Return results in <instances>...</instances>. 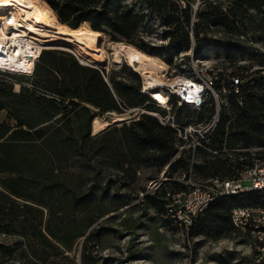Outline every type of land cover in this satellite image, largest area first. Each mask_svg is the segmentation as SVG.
Masks as SVG:
<instances>
[{"label":"trees","instance_id":"16d2710c","mask_svg":"<svg viewBox=\"0 0 264 264\" xmlns=\"http://www.w3.org/2000/svg\"><path fill=\"white\" fill-rule=\"evenodd\" d=\"M41 1L70 29L86 24L111 41L131 45L147 16L155 13L167 28L163 37L169 46L186 48L189 43L184 30L188 9L179 10L168 0ZM248 10H264V0H233L228 14L208 6L198 15L194 33L196 37L199 33H236V19ZM208 40L226 51L232 49L221 38ZM134 47L147 55L159 49L140 38ZM165 55L170 63L172 54L166 51ZM15 83L20 85L17 91ZM140 91L141 79L129 67L105 73L57 50L39 51L30 76L0 71V112L6 118L0 121V233L19 237L11 245L0 244V259H12L13 264H76L70 253L83 238L82 264H98L86 243L100 244L109 233L100 223L105 217L125 208L129 217L140 205L165 215V191L183 186L162 182L148 191L140 185L139 176L146 167L161 172L169 163L174 131L146 113L111 124L97 134L91 130L99 115L140 107L157 110ZM230 104L232 109L220 116L216 147L225 143L226 148H236L240 143L239 148H264V76L243 84L240 100L232 97ZM178 113L180 122L194 116L187 108ZM186 166L185 159H178L166 178ZM241 203L264 206V194L215 200L184 230L186 238L248 236L236 230L230 219L231 210ZM120 222L130 229V219Z\"/></svg>","mask_w":264,"mask_h":264},{"label":"built area","instance_id":"2783aa9c","mask_svg":"<svg viewBox=\"0 0 264 264\" xmlns=\"http://www.w3.org/2000/svg\"><path fill=\"white\" fill-rule=\"evenodd\" d=\"M168 1L176 4L179 10L188 9L189 12L188 25H184L188 46L168 47L172 54L171 62L186 63L190 65V70L172 76L170 80L176 81L175 86L167 83L147 87L144 86L142 75L131 68L141 79L140 92L148 97L150 102L147 104L157 109L152 112L146 111L144 107L134 110L137 115L146 113L155 117L161 125L169 126L174 131V153L161 175L165 181H153L150 184L153 190L162 182H176L183 186L180 190H166L163 200L165 216L182 230H187L215 200L245 193L264 194V159L249 161L248 151L239 148L240 143L236 148H226L225 143L221 148L216 147L215 134L220 116L232 109V97L240 100L243 83L230 73L200 72L195 65L210 52L218 50L216 45L209 42L208 38L212 37L209 34L199 33L196 37L194 27L198 15L205 6L218 7L220 13L228 14L233 0ZM37 57L32 58L34 62ZM0 71L19 74L4 69ZM156 91L165 96V103H160L156 98L153 94ZM182 108L192 111L194 116L180 122L178 111ZM178 159L186 160V169H177L171 178H166L169 167ZM208 172L209 176H202ZM230 219L236 230L254 239L258 251H264V206L241 203L231 210Z\"/></svg>","mask_w":264,"mask_h":264},{"label":"rangeland","instance_id":"374dc122","mask_svg":"<svg viewBox=\"0 0 264 264\" xmlns=\"http://www.w3.org/2000/svg\"><path fill=\"white\" fill-rule=\"evenodd\" d=\"M135 6L144 8L142 3H135ZM206 7L208 6H205L204 10ZM51 14L59 23L55 14L53 12ZM236 21L238 27L236 33H208L210 36H214V39L221 38L225 43L231 45L232 49L226 51L217 46L218 50L210 52L206 58L200 59L195 65L200 72L230 73L241 79L242 83L245 84L252 78L264 76V10H248L242 18H237ZM60 25L63 28H68L66 25ZM79 28L89 27L83 24ZM163 31L164 27L160 18L155 13L149 14L145 23L138 29V38L134 39L133 44L138 45L140 38L151 46L159 48L152 51L153 54L149 56L158 58L167 65L166 78L170 80L172 76L189 72L190 65L183 62L175 64L166 61L165 53L169 51V47L168 40L163 37ZM114 43L134 47V45L125 41H111L108 35L101 33L100 46L107 57L104 65L82 61L77 54L75 55V51L67 46H49L42 50H57L69 53L86 65L104 69L105 73L112 69H119L122 66L131 68L124 60L118 65L113 62L111 49ZM145 54L147 55V53ZM19 87L20 85L15 83L14 90L17 91ZM183 115L181 114V117ZM136 117V110H128L123 114L106 113L97 116L96 119L110 125L112 123L129 122ZM0 121H6L3 112H0ZM102 130L92 131V134H97ZM246 149L250 157L249 161L264 157V148L251 145ZM163 171L164 169L158 172L155 167L144 168L139 176L140 185L148 191H153L150 183L165 181L161 176ZM142 195L144 193L140 194L139 197L141 198ZM138 200H134L133 203H137ZM127 210L128 208L121 209L117 213L105 217L100 222L102 226L110 229L100 244L86 243L87 252L96 257L98 264H264V251L256 249L252 237L236 233L233 237L219 240L206 236L188 239L184 230L170 221L163 212L157 213L140 205L128 217ZM121 219H130V229L127 230L122 226ZM18 238L14 235L0 233V244L11 245ZM83 247L84 239H78L70 253L76 264H82ZM2 261H4V264L14 263L12 259H0V264Z\"/></svg>","mask_w":264,"mask_h":264},{"label":"bare ground","instance_id":"6f19581e","mask_svg":"<svg viewBox=\"0 0 264 264\" xmlns=\"http://www.w3.org/2000/svg\"><path fill=\"white\" fill-rule=\"evenodd\" d=\"M51 13L40 0H0V69L30 74L34 67L32 58L39 56L43 48L57 45L73 49L84 62L105 64L101 33L90 28H63ZM111 50L113 62L118 65L124 60L142 75L144 86L176 85V81L167 80L168 67L158 58L122 43H114ZM153 94L160 103H165L161 92ZM107 125L94 118L91 129L99 131Z\"/></svg>","mask_w":264,"mask_h":264},{"label":"water","instance_id":"95a60500","mask_svg":"<svg viewBox=\"0 0 264 264\" xmlns=\"http://www.w3.org/2000/svg\"><path fill=\"white\" fill-rule=\"evenodd\" d=\"M112 124H115V123H112ZM111 125V124H110ZM109 126V125H108Z\"/></svg>","mask_w":264,"mask_h":264}]
</instances>
